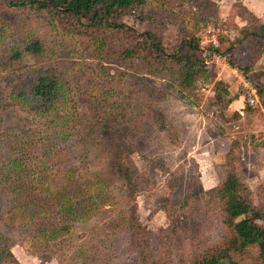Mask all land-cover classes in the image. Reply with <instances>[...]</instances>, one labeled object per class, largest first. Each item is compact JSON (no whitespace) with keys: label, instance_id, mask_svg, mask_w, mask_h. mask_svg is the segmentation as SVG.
Here are the masks:
<instances>
[{"label":"rangeland","instance_id":"rangeland-1","mask_svg":"<svg viewBox=\"0 0 264 264\" xmlns=\"http://www.w3.org/2000/svg\"><path fill=\"white\" fill-rule=\"evenodd\" d=\"M146 1L163 24L165 46H174L185 33L199 42L211 76L184 96L168 65L149 73L143 63L114 53L125 41L122 35L114 34L106 55L97 58L86 52L80 37L55 32L44 13L0 6V154L10 152L16 136L28 140L31 156L39 157L47 141L57 142L66 132L68 142L89 149L85 161H95L89 177L105 203L92 217L75 221L64 236L47 239L36 227L18 229L3 216L0 192V232L21 264H142L132 235L135 224L148 232L151 252L169 250L171 264L222 241L226 233L212 200L232 145L235 172L251 190L253 204H264V106L256 88L264 87V51L256 59L250 41L237 43L248 25L239 5L264 23V0ZM124 21L138 32L147 26L131 17ZM35 37L44 49L39 56L11 59L12 49ZM247 59L254 61L247 72L232 64ZM38 68L56 72L67 89L54 119L20 95ZM218 81L227 84L232 98L225 106L214 99ZM162 120L172 125L170 131L161 130ZM78 154L69 150L63 162ZM120 164L136 181L134 199L125 193ZM238 219L254 232L242 264H257L252 259L259 252L256 232L262 223L245 215ZM171 221L178 222L172 237L167 234Z\"/></svg>","mask_w":264,"mask_h":264},{"label":"trees","instance_id":"trees-1","mask_svg":"<svg viewBox=\"0 0 264 264\" xmlns=\"http://www.w3.org/2000/svg\"><path fill=\"white\" fill-rule=\"evenodd\" d=\"M0 6L44 13L55 32L72 38L80 37L87 44L86 52L97 58L106 55L109 40L114 34L122 35L125 41L115 46L114 53L118 52L124 61L143 63L149 73L168 65L183 96L194 88L199 79L211 76L203 66L199 42L193 36L185 33L174 46H165L160 33L163 24L156 13L147 9L146 0H0ZM238 12L248 25L241 29L242 36L237 43L250 41L257 59L264 51V23H258V16L243 4L239 5ZM125 17L145 21L147 26L138 32L124 21ZM22 42L21 46L11 50V59L18 60L24 55L36 57L44 51L41 39L37 37ZM238 48L239 53L243 51L242 46ZM248 60H237L232 64L247 72L254 62ZM29 77V85L21 88L23 93L20 95H26L25 100L31 101L40 113L54 119L67 98L65 84L56 72L49 69H33ZM218 84L220 87L216 89L214 99L217 104L225 106L232 98L227 84L222 81ZM256 88L264 106V87L257 85ZM152 118L154 120L155 117L152 115ZM162 123L161 130L168 132L172 129L168 121L162 120ZM65 133L54 139L57 142L47 141L39 157L31 156L28 140L16 136L11 139L10 152L0 154V192L6 203L3 216L18 229L36 227L47 239L64 236L75 221L92 217L105 205L99 188L89 177V173L95 170L94 160L85 161L89 149H85L84 144L68 142ZM233 149L234 145L226 154L227 171L212 200L226 235L222 241L179 264H242L248 258L247 248L254 233L244 220L238 219L242 215L262 223L256 232L259 252L252 261L264 264V204H253L251 190L233 168ZM69 150L79 154L74 161L65 163L63 160ZM34 158L39 159L34 161ZM32 164L33 167L30 166ZM78 168L80 172H77ZM118 173L123 179L126 195L134 199L137 184L130 169L120 164ZM177 229L178 222L171 221L167 234L172 237ZM132 235L142 264H171L168 249L151 252L150 239L146 238L148 232L144 227L135 224ZM0 264H21L1 232Z\"/></svg>","mask_w":264,"mask_h":264},{"label":"built area","instance_id":"built-area-1","mask_svg":"<svg viewBox=\"0 0 264 264\" xmlns=\"http://www.w3.org/2000/svg\"><path fill=\"white\" fill-rule=\"evenodd\" d=\"M252 97L256 98L254 95V92L251 94ZM250 102H252V99H250Z\"/></svg>","mask_w":264,"mask_h":264}]
</instances>
